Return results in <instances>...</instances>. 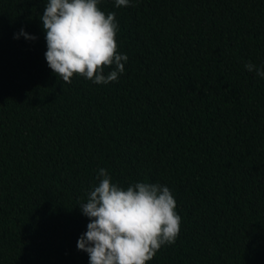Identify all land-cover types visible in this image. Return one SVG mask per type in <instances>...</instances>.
I'll return each instance as SVG.
<instances>
[{"label":"trees","instance_id":"obj_1","mask_svg":"<svg viewBox=\"0 0 264 264\" xmlns=\"http://www.w3.org/2000/svg\"><path fill=\"white\" fill-rule=\"evenodd\" d=\"M46 3L0 0V264H89L100 168L176 199L147 264H264V79L245 68L264 65V0H99L128 56L107 84L50 69Z\"/></svg>","mask_w":264,"mask_h":264},{"label":"clouds","instance_id":"obj_2","mask_svg":"<svg viewBox=\"0 0 264 264\" xmlns=\"http://www.w3.org/2000/svg\"><path fill=\"white\" fill-rule=\"evenodd\" d=\"M99 0H47L40 15L46 32L45 58L63 82L79 75L96 84L118 80L125 71L126 54L118 52L115 13H105ZM130 0H115L117 8ZM37 37L21 29L14 38ZM112 70L105 74V69ZM245 68L264 79V65L248 62ZM99 183L80 203L89 218L77 248L89 254V264H147L165 244L176 241L181 216L170 188L159 183L136 182L126 188L112 182L105 168Z\"/></svg>","mask_w":264,"mask_h":264}]
</instances>
